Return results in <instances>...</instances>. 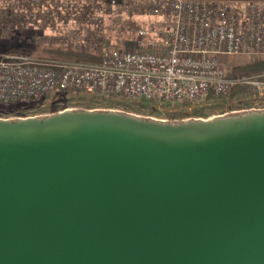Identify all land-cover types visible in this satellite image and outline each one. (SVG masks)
<instances>
[{
	"label": "water",
	"instance_id": "1",
	"mask_svg": "<svg viewBox=\"0 0 264 264\" xmlns=\"http://www.w3.org/2000/svg\"><path fill=\"white\" fill-rule=\"evenodd\" d=\"M0 264H264V111L0 119Z\"/></svg>",
	"mask_w": 264,
	"mask_h": 264
},
{
	"label": "built area",
	"instance_id": "2",
	"mask_svg": "<svg viewBox=\"0 0 264 264\" xmlns=\"http://www.w3.org/2000/svg\"><path fill=\"white\" fill-rule=\"evenodd\" d=\"M152 2L167 9L173 23L158 34L139 30L135 50L113 49L100 64L1 55L0 105L39 104L49 96L77 94L147 99L172 107L195 104L226 96L236 85L223 58H264V3ZM249 83L264 90V80Z\"/></svg>",
	"mask_w": 264,
	"mask_h": 264
},
{
	"label": "rangeland",
	"instance_id": "3",
	"mask_svg": "<svg viewBox=\"0 0 264 264\" xmlns=\"http://www.w3.org/2000/svg\"><path fill=\"white\" fill-rule=\"evenodd\" d=\"M172 23L169 11L152 1H118L112 4L0 0V56L14 51L35 59L60 61L72 53H85L101 55L103 59L105 53L113 49L135 50L139 30L158 34ZM257 59L261 57L223 58L227 73L237 82L236 85L226 96L209 97L200 103L172 107L147 99L113 97L99 100L84 94L64 95L59 99L49 96L39 104L0 105V119L48 117L70 109L117 111L141 118L181 123L189 119L252 112L264 107V90L253 88L249 82L263 81L264 72L250 75L244 70Z\"/></svg>",
	"mask_w": 264,
	"mask_h": 264
},
{
	"label": "trees",
	"instance_id": "4",
	"mask_svg": "<svg viewBox=\"0 0 264 264\" xmlns=\"http://www.w3.org/2000/svg\"><path fill=\"white\" fill-rule=\"evenodd\" d=\"M14 52V51H13ZM19 53V52H17ZM73 55H66L64 58L60 59L67 62H78V63H90V64H100L102 62V57L93 56L85 53H72ZM244 72L252 74H261L264 72V58L257 59L254 62L246 66Z\"/></svg>",
	"mask_w": 264,
	"mask_h": 264
},
{
	"label": "crops",
	"instance_id": "5",
	"mask_svg": "<svg viewBox=\"0 0 264 264\" xmlns=\"http://www.w3.org/2000/svg\"><path fill=\"white\" fill-rule=\"evenodd\" d=\"M49 1H68V2H81V3H111L113 1H129V2H149L153 0H49ZM165 1V0H159ZM183 1H195V2H218L229 4L246 5L250 3H264V0H183Z\"/></svg>",
	"mask_w": 264,
	"mask_h": 264
}]
</instances>
